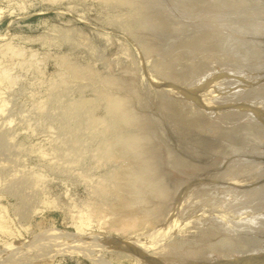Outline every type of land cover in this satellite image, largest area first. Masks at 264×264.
I'll return each mask as SVG.
<instances>
[{
    "label": "bare ground",
    "instance_id": "bare-ground-1",
    "mask_svg": "<svg viewBox=\"0 0 264 264\" xmlns=\"http://www.w3.org/2000/svg\"><path fill=\"white\" fill-rule=\"evenodd\" d=\"M101 1L169 85L151 86L152 106L136 72L103 75L89 62L60 56L57 79L33 105L37 116L55 127L51 148L18 142L10 128L0 131V196L16 199L11 205L0 202V233L27 230L29 225L19 229L16 219L27 222L40 203L53 205L42 200L46 174L20 167L31 154L45 168L90 184L95 200L78 210L75 233L52 228L28 243L20 237L1 251L14 260L1 262L46 264L57 252L107 262L101 249H113V242L106 234L135 238L153 230L155 242L131 241L135 255L151 264H209L212 254L225 264H264V0ZM0 53L20 57L19 68L29 65L21 59L22 49L9 41L0 45ZM18 78L10 67H0V88L13 89ZM86 84L92 96L67 97L69 89L82 91ZM91 168L104 171L93 179ZM190 184L204 200L187 214L190 227L196 220L208 232L198 245L167 241L172 232L166 226L185 203ZM211 200L215 208L207 204ZM92 227L97 234L89 233ZM254 229L262 239L251 248L246 241Z\"/></svg>",
    "mask_w": 264,
    "mask_h": 264
},
{
    "label": "rangeland",
    "instance_id": "rangeland-1",
    "mask_svg": "<svg viewBox=\"0 0 264 264\" xmlns=\"http://www.w3.org/2000/svg\"><path fill=\"white\" fill-rule=\"evenodd\" d=\"M112 14L111 8L101 0H0V45L9 41L12 45L21 48L23 51L21 59L23 58L29 63L28 67L19 68L17 61L20 57L3 56V54L0 53V67H10L19 77L18 84L13 89L7 88L8 91L4 88L6 86L1 87L2 89L0 88V92L2 91V93H0V98L4 97L7 99L8 97V102L4 98H1L2 100L0 99L1 102L5 100V106L7 105L6 107L4 106L6 109L4 108L0 111V131L4 128H10L11 134H13V136L15 134L18 142L25 140L26 144L30 147L33 146L35 142L33 147L38 144V147H45L47 150L51 148L53 144L50 139L54 134L53 129L55 127L48 125V122H44L43 119L39 118L37 116L38 114L35 113V106L33 105H36L39 100L47 96L48 82L52 79H57L61 67L58 61L63 54L68 55L73 61L80 63L89 62L103 75H127L128 73L125 72V69L136 72L142 87L143 95L152 106L156 105V99L153 96L151 86L168 87V80L161 78V76L152 69L147 59L148 57L146 58L139 53V48L131 35L121 25L111 20ZM64 32L71 35L70 40L62 37ZM30 61H33L32 65ZM249 82H251V80ZM165 89L168 92L171 91L169 88ZM69 90L67 97L71 99L80 96H92L93 94L90 84H86L82 91L76 88H71ZM46 101V105H52L47 99ZM239 103L244 104L243 100H240ZM11 122L13 123L12 125ZM27 126L31 127L27 128ZM31 128L34 131H32ZM21 130H23V132ZM2 156L3 154H0V158ZM197 159H199L200 163L206 160H202L200 157ZM43 163L40 159L36 158L35 155L32 156L31 154V156L26 159V164L23 163L20 164L22 166H19L28 169L35 168L37 170H42L46 174V183L42 190V200L49 199L48 202L50 201L49 203H53V205L49 204L44 206L40 203L37 215L32 217L33 219L30 218L29 221L27 220V222L18 221L16 219L18 228L21 229L29 225L27 230L23 228L19 233L13 235L0 233V249L2 247L0 250V264L6 263L4 262L6 260L7 262L14 260L13 258L15 256L6 259L4 252L1 254V251H4L3 245L6 246L9 242L22 241L23 238V240L28 243V240L35 238L38 234L40 235V233L45 235L46 233L50 234L52 228L57 229V231L62 230L59 232L63 233H75L77 229L75 225V215L78 213V210L85 206L87 201L95 200L90 184L89 188L87 182H85V184L83 183V179L82 182L80 180L81 178L79 177L78 179V176L74 174H66L65 176V174L59 173L58 171H53L47 167L45 168ZM96 169L97 168H93L92 170L91 168L90 171L92 175L89 173L93 179L95 176L93 174L99 175L103 173L101 171H104V168H100V170ZM190 185L188 193L184 198L186 200L189 198L187 202L185 200L187 204H185L182 199L183 201H181L180 206H183H181V208L179 207L180 211L178 214L176 213L177 215L174 217V220L169 223L170 226H166V230L169 229L172 232L167 238V241L176 242L180 240H192L193 244L196 242L195 244L198 245L201 241H204L208 234L206 230H204L206 233L202 230V223L196 220L191 223L192 227L189 225L190 217L187 214L191 212L190 210L200 207L204 201L202 200V196H199L201 193L199 195H197V193L195 194L196 188L194 186H196V184ZM44 194L50 197L47 196L46 198ZM50 198H52L54 202H52L53 200ZM0 199L1 203L9 205L16 201L14 196L11 197L9 195L0 196ZM190 199L191 201H189ZM46 200L44 204H48ZM207 204L214 207L216 202L211 200V202ZM190 207L192 209H190ZM219 207L221 206H216L218 210L223 209ZM185 208L187 210H185ZM225 208H228V206ZM92 228H90V230L87 229L89 233L92 232V234H97L98 231L95 227ZM188 229L194 230L193 236H190L191 231L189 232ZM43 231L45 233H42ZM141 233L143 234L142 238ZM141 233H139L138 236L136 235V239L128 236H125V238L124 235L114 232L106 234L108 237L106 235L105 237L113 242V246L109 242V247L111 246L113 249H107L108 246L101 249L102 257L104 261L107 262L95 259L92 260L87 256H81V254L70 255L67 252L64 254L57 252L52 261L46 264H151L147 260L135 255L133 250H131L133 245L131 241H134V244H138L137 241H139V244L143 243L144 245H149L155 242L154 240L157 238L158 232L146 230ZM203 233H205L204 235L206 236H204ZM257 233V229L256 231L254 229L251 234L252 236L246 241L248 244L251 242V248L254 243L261 238ZM20 237L22 238L20 239ZM112 238L116 241H113ZM117 239H120V241H117ZM122 239L124 240L123 242ZM252 239H254V241ZM143 240L145 241L143 242ZM114 242L120 243V248H117L119 247L118 245L117 247L114 246L117 244H114ZM197 242L199 243L197 244ZM29 246H31V244ZM32 247L35 248V245ZM34 248H32L33 250L31 253H34ZM25 253L28 254V251ZM1 255H4L5 259ZM1 259L4 261L1 262ZM209 261V264H225L223 260L218 259L216 254H212Z\"/></svg>",
    "mask_w": 264,
    "mask_h": 264
}]
</instances>
